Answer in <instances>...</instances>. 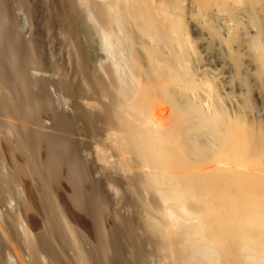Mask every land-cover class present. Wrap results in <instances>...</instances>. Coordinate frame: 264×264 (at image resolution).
<instances>
[{
	"label": "bare ground",
	"instance_id": "bare-ground-1",
	"mask_svg": "<svg viewBox=\"0 0 264 264\" xmlns=\"http://www.w3.org/2000/svg\"><path fill=\"white\" fill-rule=\"evenodd\" d=\"M193 1L264 76V0ZM184 4L0 0V264H264V127Z\"/></svg>",
	"mask_w": 264,
	"mask_h": 264
},
{
	"label": "rangeland",
	"instance_id": "rangeland-1",
	"mask_svg": "<svg viewBox=\"0 0 264 264\" xmlns=\"http://www.w3.org/2000/svg\"><path fill=\"white\" fill-rule=\"evenodd\" d=\"M184 13L188 34L196 43L201 64L209 69L217 68L219 79L216 83L219 85L221 108L230 109L224 93L232 92V97L234 96L238 104L245 108L249 123H257L264 127V76L257 74L256 65L251 61L246 46V42L256 35L257 28L250 24L248 14L243 11L242 5H238L237 10L240 41L233 46L239 56V77L236 76L234 65L229 60L221 41L222 37L227 36V32L229 34L233 23L228 18V21L225 20V14L216 12L214 7L201 14L197 3L193 0H185Z\"/></svg>",
	"mask_w": 264,
	"mask_h": 264
}]
</instances>
